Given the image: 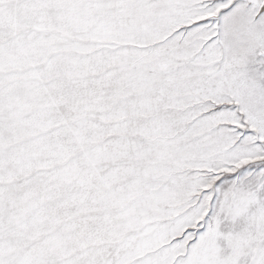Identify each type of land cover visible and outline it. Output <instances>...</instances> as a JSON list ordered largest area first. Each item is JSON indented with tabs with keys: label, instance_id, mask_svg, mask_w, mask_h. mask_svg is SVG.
Listing matches in <instances>:
<instances>
[{
	"label": "snow or ice",
	"instance_id": "6c2138e0",
	"mask_svg": "<svg viewBox=\"0 0 264 264\" xmlns=\"http://www.w3.org/2000/svg\"><path fill=\"white\" fill-rule=\"evenodd\" d=\"M0 264H264V0H0Z\"/></svg>",
	"mask_w": 264,
	"mask_h": 264
}]
</instances>
